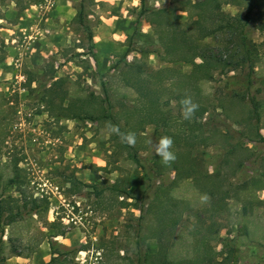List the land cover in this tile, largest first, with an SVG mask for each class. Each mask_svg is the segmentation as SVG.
Masks as SVG:
<instances>
[{"label":"rangeland","instance_id":"1","mask_svg":"<svg viewBox=\"0 0 264 264\" xmlns=\"http://www.w3.org/2000/svg\"><path fill=\"white\" fill-rule=\"evenodd\" d=\"M187 1L147 4L173 8L207 55L241 52L215 28L221 14L242 25L251 0H219L217 20L183 9ZM29 2H0L1 264H264V140L238 123L252 96L264 101V0L245 26L254 70L215 64L212 79L162 57L152 14L122 61L141 0L89 5L99 66L74 24L80 0ZM185 96L208 109L192 127ZM108 112L116 120L98 119ZM261 113L264 134V103ZM109 124L135 133L149 181ZM161 136L174 141L169 166L150 146ZM189 167L193 177L177 173Z\"/></svg>","mask_w":264,"mask_h":264},{"label":"trees","instance_id":"2","mask_svg":"<svg viewBox=\"0 0 264 264\" xmlns=\"http://www.w3.org/2000/svg\"><path fill=\"white\" fill-rule=\"evenodd\" d=\"M5 1V0H0ZM44 0H30V4L33 3H40ZM94 3V0H80L77 13L74 18V24L78 27V29L85 35L84 40L88 43V48L91 51V56L96 60V63L98 66L100 65L99 58L97 53L94 50L95 46V40H94V31L91 26L89 16L93 14L92 10L89 9V5ZM141 10L139 13V17L137 19V26L134 32V35L130 38V44L127 48V50L124 52L122 56V61L127 62V57L131 51H136L137 49L133 46L134 41L136 40V35L138 31L140 30L141 26V16L146 14H152L154 18V28L156 30V33L159 35L160 41L162 42L163 46L166 48L162 55V57L165 60L170 61H179V62H189L193 64V68L191 70V73H194L197 75L199 79L201 78H208L212 79L214 77L213 72V66L215 64H218L223 67V69H229L235 70L239 68L240 66H248L250 71L252 72L254 70V62H253V45L252 42H250V39L245 32V26H247L251 21V15L253 11L259 6L257 3V0H251L250 5L248 7L247 13L245 15V22L240 25L239 22L236 21V18L233 16L227 15V14H221L220 16V10H221V3L219 0H188L186 5H183L182 8L187 10L188 12H191L192 9H196L202 13L203 19H207V16L211 13V18L213 20H217L220 17L219 25L215 28L217 31H227L228 34H230V38L232 39V45H236L238 50H241L242 55L238 56L240 53L232 52V48L228 49V54H218V55H207V50H209V47L202 46L197 44V42L194 43V45H190V39L188 30L184 28V25L181 22L174 21L171 19L170 14L172 13L173 8L168 7H162V8H150L147 4V0H141ZM214 12L216 14H214ZM223 15V17H222ZM220 16V17H219ZM162 17L167 18V22H162ZM216 17V18H215ZM195 23L199 24L200 26L204 27L203 20H195ZM162 27H165L162 29ZM214 31V30H213ZM212 32L206 31L203 36H209ZM230 42V41H229ZM230 43V45H231ZM141 51V50H140ZM178 53V54H177ZM184 56H183V55ZM197 59H200V62H197ZM142 76V70H139L138 78ZM138 87L137 83L134 82L133 85ZM106 91V102L108 105H111L107 90ZM259 92H264L262 88L258 89ZM251 102V108L249 110V114L246 118H243L238 123L239 124H246L250 127L251 130L255 131L256 137L258 139L264 140V134L261 132L262 126L261 123L263 121L262 118V107H263V100L258 99L256 96H252L250 98ZM208 111L207 108L201 107L197 110V116L203 117L204 113ZM104 117L109 118L111 120H116L115 115H113L111 112H108L106 114H101L98 116V119ZM196 118V116H194ZM166 119V117H164ZM185 124H189L190 127L193 126V122L191 120H184ZM182 122V124H183ZM120 128V124L118 125ZM125 131V130H124ZM126 133V132H125ZM126 144V143H125ZM127 145V144H126ZM127 147L131 151L132 158L134 161L139 164L144 171H146V178L148 181L151 179L149 175V171L147 169V166L144 165L141 162V159L138 155V152L135 147L127 145ZM192 167V166H191ZM182 171V172H181ZM193 168L189 167V170L184 168V170L179 169L177 170V173L180 175H186L187 177H193ZM195 178V177H194ZM100 191H98L99 193ZM123 192V191H122ZM125 193V192H123ZM210 194H214L210 192ZM128 197L136 198V196H133L131 194H127ZM144 198L147 197V193L143 195ZM3 215V208L0 204V220ZM5 229L2 228L1 230V236L0 241H3V234ZM155 257L152 254H148L147 259H151ZM1 264V262H0ZM161 264H169L168 260H163Z\"/></svg>","mask_w":264,"mask_h":264},{"label":"clouds","instance_id":"3","mask_svg":"<svg viewBox=\"0 0 264 264\" xmlns=\"http://www.w3.org/2000/svg\"><path fill=\"white\" fill-rule=\"evenodd\" d=\"M181 116L185 120H191L195 112L199 108V104L194 102L190 96H185L181 101ZM108 130L110 133H114L119 136L122 143H126L129 146L134 147L136 144V136L133 132H121L119 127L116 125L109 124ZM173 139L169 136H161L157 140L150 141L152 152L155 156L159 157L161 163L165 166H169L176 160V155L172 151ZM203 200H207L208 197L205 195L202 197Z\"/></svg>","mask_w":264,"mask_h":264}]
</instances>
